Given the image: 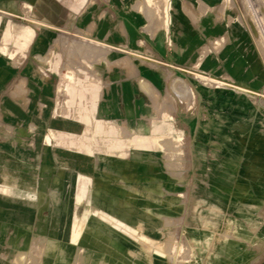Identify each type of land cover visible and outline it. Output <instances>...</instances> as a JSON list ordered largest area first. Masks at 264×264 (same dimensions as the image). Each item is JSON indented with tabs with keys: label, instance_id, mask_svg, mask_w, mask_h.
<instances>
[{
	"label": "crops",
	"instance_id": "crops-1",
	"mask_svg": "<svg viewBox=\"0 0 264 264\" xmlns=\"http://www.w3.org/2000/svg\"><path fill=\"white\" fill-rule=\"evenodd\" d=\"M259 1L0 0V260L172 263L194 199L173 168L196 169L197 200L217 205L236 136L243 160L264 150L247 93L264 88ZM231 118L249 128L220 127Z\"/></svg>",
	"mask_w": 264,
	"mask_h": 264
},
{
	"label": "rangeland",
	"instance_id": "rangeland-1",
	"mask_svg": "<svg viewBox=\"0 0 264 264\" xmlns=\"http://www.w3.org/2000/svg\"><path fill=\"white\" fill-rule=\"evenodd\" d=\"M257 1L258 10H261L262 2ZM249 26L257 37L258 45L264 56V23H254ZM204 79L208 80L206 73H204ZM247 93L252 98V107L258 112V115L262 112L264 117V88L262 91ZM229 110L233 112V108L227 107L226 111ZM224 125L222 120L221 128L226 127L231 131L236 130L238 133H244L249 128L245 121H233L232 118ZM262 126L264 128V119ZM246 138L244 135L236 136L235 161L225 162V157L221 156L222 168L217 169L213 180L223 192L229 195V198L215 203L217 205L211 204V200L208 199L197 200L198 194L201 196L203 190L196 188V169L173 168L174 176L188 177V192L194 199L191 201L188 219L185 220V217L181 215L174 216L171 248L173 262L170 264H264V150L259 148L256 151L247 148L246 157L243 160V145ZM261 170L263 174L262 187L259 184ZM210 171L211 169H205L204 175L207 176ZM199 174L203 175L202 169ZM230 181H235L236 186L229 184ZM173 188L177 189L178 186L174 184ZM204 192L206 195L210 192V187L206 183ZM174 193L180 197L181 194H186L187 190L182 192L181 189H178ZM253 202L256 204L251 205ZM184 223L189 225L190 232L187 237L182 229ZM12 224H16L15 221ZM83 224L84 218H77L73 231V237H78L80 243H84L87 237L81 235ZM117 224L122 225L118 222ZM48 246L47 243L46 254H49L55 247ZM236 252L239 253V256L235 255ZM30 255L26 251H20L15 258L9 257L0 260V264H42L41 257L32 258L33 256ZM156 261L158 260L156 259Z\"/></svg>",
	"mask_w": 264,
	"mask_h": 264
},
{
	"label": "bare ground",
	"instance_id": "bare-ground-1",
	"mask_svg": "<svg viewBox=\"0 0 264 264\" xmlns=\"http://www.w3.org/2000/svg\"><path fill=\"white\" fill-rule=\"evenodd\" d=\"M260 42H261V41H260ZM259 168H260V167H259ZM235 175H236V174H235ZM232 179H233V178H232ZM236 180H237V179H236ZM233 182H234V181H233ZM231 184H233V183H231ZM255 204H256L255 202L251 203V205H255ZM246 209H247V208H246ZM239 210H240V209H239ZM241 212H242V211H241ZM244 214H245V213H244ZM230 219H231V218H230ZM134 236H135V235H134ZM74 239H75V240H79L78 237H76V236L74 237ZM48 245H49L48 247H53V246H55V243L53 242V240H50V239H49V241H48ZM63 252H64V251H63ZM64 254H65V252H64ZM235 255H236V256H239V253L236 252Z\"/></svg>",
	"mask_w": 264,
	"mask_h": 264
}]
</instances>
